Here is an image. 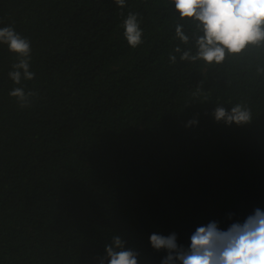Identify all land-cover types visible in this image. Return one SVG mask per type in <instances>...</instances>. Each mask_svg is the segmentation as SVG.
Listing matches in <instances>:
<instances>
[{"label":"trees","instance_id":"obj_1","mask_svg":"<svg viewBox=\"0 0 264 264\" xmlns=\"http://www.w3.org/2000/svg\"><path fill=\"white\" fill-rule=\"evenodd\" d=\"M178 15L171 0H0V28L30 40L35 73L16 85L0 44V264H101L117 235L139 264H161L153 233L186 248L199 227L264 211V46L181 61ZM236 104L250 122L216 121Z\"/></svg>","mask_w":264,"mask_h":264},{"label":"clouds","instance_id":"obj_2","mask_svg":"<svg viewBox=\"0 0 264 264\" xmlns=\"http://www.w3.org/2000/svg\"><path fill=\"white\" fill-rule=\"evenodd\" d=\"M178 10L179 20L175 25V39L186 47L177 45L175 53L181 61L203 62L206 66L219 65L226 54H243L249 46H264V0H171ZM123 9L126 0H115ZM193 25L189 34L187 25ZM124 37L132 48L143 41V30L138 14L129 12L123 21ZM0 44L7 45L16 54L17 62L8 73L10 79L21 85L22 80H33L30 71L31 42L14 27L0 28ZM176 55L170 54L172 63ZM21 108L31 105L32 91L16 87L10 93ZM216 121L227 124H245L251 121V110L236 104L229 112L219 106L214 110ZM197 123V121H190ZM151 246L166 250L161 264H264V211L257 208L243 223H233L222 230L216 222L196 229L188 247L178 245L176 234L163 236L153 233ZM106 257L101 264H139V253L126 248V242L115 236L112 244L105 246Z\"/></svg>","mask_w":264,"mask_h":264}]
</instances>
